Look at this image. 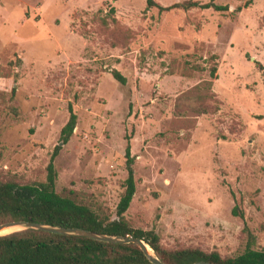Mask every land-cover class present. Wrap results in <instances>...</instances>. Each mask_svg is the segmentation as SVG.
Listing matches in <instances>:
<instances>
[{
  "label": "rangeland",
  "instance_id": "1",
  "mask_svg": "<svg viewBox=\"0 0 264 264\" xmlns=\"http://www.w3.org/2000/svg\"><path fill=\"white\" fill-rule=\"evenodd\" d=\"M249 1L0 0V178L45 181L61 144L58 192L113 218L130 145L133 227L228 256L245 250L247 225L263 248L264 0ZM211 94L219 111L195 112L216 106Z\"/></svg>",
  "mask_w": 264,
  "mask_h": 264
},
{
  "label": "trees",
  "instance_id": "2",
  "mask_svg": "<svg viewBox=\"0 0 264 264\" xmlns=\"http://www.w3.org/2000/svg\"><path fill=\"white\" fill-rule=\"evenodd\" d=\"M148 7L157 6L161 10L179 8H213L218 11L228 7L218 5L214 0L208 3L188 1L173 6L163 7L155 0H146ZM250 0L247 4H251ZM115 13V9L110 11ZM103 24L108 25L106 18ZM260 64V63H258ZM262 69L264 67L260 65ZM113 77L122 85H127L128 79L118 69L112 70ZM217 68L212 69L215 77ZM211 86L212 83H209ZM15 91V88H14ZM216 106L213 109L193 106L200 114L211 111L218 112L220 101L216 94H211ZM70 118L61 131V142L68 143L78 125V115L70 104ZM62 145L59 144L51 155L47 166L45 181L22 184L15 180L0 178V224L26 220L47 223L63 227L83 228L109 235L140 237L144 239L165 264H192L207 261L214 264H264V247L256 248L257 236L245 225L243 232L247 236L245 250L237 255L224 256L219 251H206L196 247L168 248L163 245L160 234L155 230H143L133 227L126 218L135 194L137 181L134 158L131 156V146L128 145L127 171L124 181V192L115 212V217L103 216L95 208L78 197L64 196L57 190L58 170L56 158ZM236 216L244 217V212L238 206L234 207ZM264 228V225H263ZM0 264H154L142 249L135 243L119 244L94 240L88 237L60 235L33 229L12 232L0 236Z\"/></svg>",
  "mask_w": 264,
  "mask_h": 264
},
{
  "label": "water",
  "instance_id": "3",
  "mask_svg": "<svg viewBox=\"0 0 264 264\" xmlns=\"http://www.w3.org/2000/svg\"><path fill=\"white\" fill-rule=\"evenodd\" d=\"M12 227L19 228L16 231L33 229V230L45 231V232L55 233V234H60V235L88 237L94 240L110 242V243H119V244L135 243L142 249V251L145 253L147 258L152 263L165 264L157 256L155 250L144 239L140 237L109 235V234L99 233V232H95V231L83 229V228L63 227V226H57V225L41 223V222L26 221V220L9 221V222L0 224V236L6 235V234H1L3 230L7 228H12ZM192 264H214V263L207 262V261H199V262H195Z\"/></svg>",
  "mask_w": 264,
  "mask_h": 264
},
{
  "label": "bare ground",
  "instance_id": "4",
  "mask_svg": "<svg viewBox=\"0 0 264 264\" xmlns=\"http://www.w3.org/2000/svg\"><path fill=\"white\" fill-rule=\"evenodd\" d=\"M18 229H19V228H16V227L7 228V229L3 230V231L1 232V234L12 233V232H14V231H16V230H18Z\"/></svg>",
  "mask_w": 264,
  "mask_h": 264
}]
</instances>
